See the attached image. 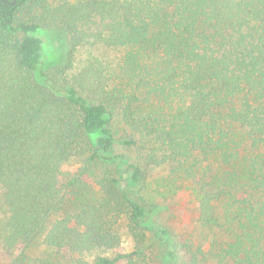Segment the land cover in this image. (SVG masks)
Segmentation results:
<instances>
[{
	"label": "trees",
	"instance_id": "obj_1",
	"mask_svg": "<svg viewBox=\"0 0 264 264\" xmlns=\"http://www.w3.org/2000/svg\"><path fill=\"white\" fill-rule=\"evenodd\" d=\"M86 41L118 62L68 75ZM158 168L197 190L202 242L133 197ZM0 187V264H264V0H0Z\"/></svg>",
	"mask_w": 264,
	"mask_h": 264
},
{
	"label": "rangeland",
	"instance_id": "obj_2",
	"mask_svg": "<svg viewBox=\"0 0 264 264\" xmlns=\"http://www.w3.org/2000/svg\"><path fill=\"white\" fill-rule=\"evenodd\" d=\"M44 40V60L45 66L60 64L64 61L67 53H70V35H62L56 32H44L40 34ZM97 58L104 65H115L120 54L118 51H109L105 47L86 41L73 49L69 59L71 60V72L81 67L88 56ZM67 81V80H66ZM116 124V125H115ZM114 133L122 134V127L114 122ZM118 153L124 151L117 149ZM69 166L77 168L79 161L71 159ZM125 170V167L123 168ZM132 195L149 211L154 221L162 228L167 229L172 236H178L190 244H198L203 241L206 232L197 223V207L199 194L194 186L189 182H182L173 179L164 168L150 169L147 171L145 180L136 187L130 188ZM3 189L0 187V217L6 216V211L2 203ZM148 243L156 253L153 238L154 234L148 233ZM123 248L130 251V239L127 235H122ZM158 253V252H157Z\"/></svg>",
	"mask_w": 264,
	"mask_h": 264
}]
</instances>
